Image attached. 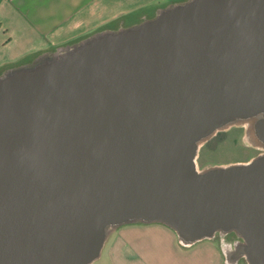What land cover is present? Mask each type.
<instances>
[{
    "label": "water",
    "instance_id": "water-1",
    "mask_svg": "<svg viewBox=\"0 0 264 264\" xmlns=\"http://www.w3.org/2000/svg\"><path fill=\"white\" fill-rule=\"evenodd\" d=\"M245 123L264 149V0H188L0 77V264H92L138 222L264 264V153L197 163Z\"/></svg>",
    "mask_w": 264,
    "mask_h": 264
},
{
    "label": "crops",
    "instance_id": "crops-1",
    "mask_svg": "<svg viewBox=\"0 0 264 264\" xmlns=\"http://www.w3.org/2000/svg\"><path fill=\"white\" fill-rule=\"evenodd\" d=\"M186 1L0 0V77L99 33L140 24ZM108 245L104 264H226L224 250L215 239L186 247L162 223L119 226L109 232L104 247Z\"/></svg>",
    "mask_w": 264,
    "mask_h": 264
},
{
    "label": "rangeland",
    "instance_id": "rangeland-1",
    "mask_svg": "<svg viewBox=\"0 0 264 264\" xmlns=\"http://www.w3.org/2000/svg\"><path fill=\"white\" fill-rule=\"evenodd\" d=\"M52 57L45 58V60H41L39 63L49 60ZM247 136L248 127L245 125H234L219 132L201 147L199 157L197 159L199 169L214 165H228L237 162H247L259 154L264 153V149H261L251 143V141L247 139ZM116 229L117 227L109 228L108 232ZM232 236L234 235L217 233L213 239H215L220 244L221 249L224 250L226 255V264H238L236 260L237 258L240 259L239 264H248L244 257L236 255L235 250L237 246L235 247V242L237 238ZM108 248L109 245L103 248L101 258L94 262V264H104L107 261Z\"/></svg>",
    "mask_w": 264,
    "mask_h": 264
},
{
    "label": "bare ground",
    "instance_id": "bare-ground-1",
    "mask_svg": "<svg viewBox=\"0 0 264 264\" xmlns=\"http://www.w3.org/2000/svg\"><path fill=\"white\" fill-rule=\"evenodd\" d=\"M245 125H248V127H249L247 139L249 141H251V143H253L255 146L260 147V144L258 143V141L256 140V138L254 137V135L251 133L250 124L249 123H245Z\"/></svg>",
    "mask_w": 264,
    "mask_h": 264
},
{
    "label": "flooded vegetation",
    "instance_id": "flooded-vegetation-1",
    "mask_svg": "<svg viewBox=\"0 0 264 264\" xmlns=\"http://www.w3.org/2000/svg\"><path fill=\"white\" fill-rule=\"evenodd\" d=\"M45 60V59H44ZM226 234H233L234 236H232V237H235V238H237V240H236V242H235V247L236 246H238L241 242H242V239L237 235V234H235V233H226Z\"/></svg>",
    "mask_w": 264,
    "mask_h": 264
}]
</instances>
